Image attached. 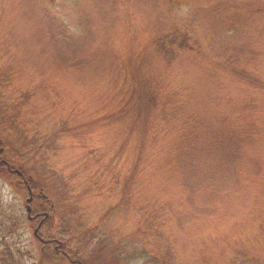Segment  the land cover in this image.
Returning <instances> with one entry per match:
<instances>
[{
    "label": "trees",
    "instance_id": "1",
    "mask_svg": "<svg viewBox=\"0 0 264 264\" xmlns=\"http://www.w3.org/2000/svg\"><path fill=\"white\" fill-rule=\"evenodd\" d=\"M34 1L39 2L41 18L36 27L33 19L28 24L37 29L34 37L38 29L43 31L47 48L46 70L41 76L49 79L53 73L46 72L54 70L73 73L81 88L91 90L95 123L106 128L105 132L110 130L104 147L117 149V165L121 172L125 170L124 175L110 176L105 192V184L99 186L95 179L87 193L103 201L105 193L107 204L114 205L107 210L112 213L114 209L125 212L128 204H159L163 210L159 230L143 224L141 236H132L140 242L139 248L129 246L118 264H162L163 255H156L162 250L156 236L164 234L165 240L166 233L172 238L166 244L169 249L188 255L186 238L205 230L203 224L211 220L208 217L216 216V204L231 202L247 152L262 151L254 112L264 98V27L259 26L264 22V0ZM66 5L73 9L74 17L65 20L56 10ZM26 11L20 16L26 18ZM131 22L139 23L135 29L143 45L112 48L117 45L115 33L121 38L131 31L126 30ZM258 33L263 41L261 47L254 48ZM134 43L138 45L137 35ZM87 75L91 76L89 83L82 84ZM38 87L29 89L28 96ZM83 121L65 125L81 127ZM86 127L74 133L88 134L96 129L95 124ZM60 130L62 135L73 131L65 126ZM37 141L29 153L35 155L46 146ZM7 163L10 169L15 168L12 162ZM0 173L3 176L6 171ZM22 176L25 190L30 188L35 200L34 191L43 186ZM63 178L61 183L77 204L75 184H70L69 176ZM173 187H177L174 192ZM44 196L45 200H32V213H52L46 209L48 195ZM73 204L68 211L75 210ZM1 207L0 264H43L48 258L45 250L36 260L30 257L25 262V252L20 251L25 250L21 219L13 208L5 213ZM85 221L89 222L83 216L74 221V234L82 236L97 227ZM146 235L155 239L154 245L146 242ZM49 240L44 241L48 244ZM43 247L51 250L48 245ZM245 255L264 264V255ZM216 261L220 263L213 264H231L226 257ZM171 262L177 264L172 258Z\"/></svg>",
    "mask_w": 264,
    "mask_h": 264
},
{
    "label": "rangeland",
    "instance_id": "2",
    "mask_svg": "<svg viewBox=\"0 0 264 264\" xmlns=\"http://www.w3.org/2000/svg\"><path fill=\"white\" fill-rule=\"evenodd\" d=\"M24 9L28 14L26 18L20 16ZM40 9L39 2L34 0H0V171H6V174L0 175V206L5 213L13 208L15 216L21 219V244L25 250L20 251L25 252V262L30 257L36 260L39 252L45 250L48 258L43 264H110L111 261L118 264L120 255L129 246L139 248L137 238L141 236L139 230L143 224L148 229L159 230L163 219H159V215L163 210L159 204H128L125 212L114 209L112 213L107 210L114 205L107 204L105 193L104 201L87 193V187L95 179L99 186L105 184V192L110 176L124 175L125 170L123 168L121 172V167L117 165V149L113 151L112 146L104 147L107 146L110 130L105 132L106 128L95 123L96 116L92 114L96 108L89 98L91 90L81 88L75 82L73 73L67 75L65 71L54 70L46 72L53 73L49 79L41 76L47 65L44 33L38 29L34 37L37 29L31 22L28 24V20L33 19L36 27L41 18ZM56 12L65 20L74 17L73 9L68 5L59 10L57 8ZM138 25V22L129 23L126 30L129 28L131 31L123 33L121 38L116 32L117 45L112 48H140L143 42L135 29ZM259 26L262 29L264 22ZM136 35L138 45L134 43ZM259 37V33L254 37V48L261 47L264 39L259 40ZM99 40L98 37L96 41ZM91 44L94 45V42ZM90 79V75L82 77L81 83L87 85ZM35 86H39L38 89L28 96L29 89ZM70 120L75 123L85 121L80 124L81 127L65 125L66 122L71 124ZM254 120L259 124L257 140H260L258 147L262 151L247 152L243 160L246 162L236 176L238 187L231 202L216 204V216L208 217L211 220L203 224L205 230L196 232L193 238H186L188 255L175 251L174 247L169 249L166 244L172 238L167 233L165 240L164 234L156 236L157 247L161 241L162 249L156 255H163L162 264H172L171 258L177 264H213L221 257H226L231 264H260L258 259L245 254L264 255V98L256 106ZM94 124L95 130L88 134L86 131L79 133ZM61 126L73 131L62 135ZM38 138L41 140L37 141ZM36 141L44 142L43 146H46L34 155L29 153V149ZM7 162H12L15 168L10 169ZM23 174L43 186L41 191H34L35 200L30 188L25 190ZM64 176H69L70 184L76 186L77 204H73L67 188L61 183ZM171 190L174 192L177 187ZM42 191L48 195L52 205L46 203V209L52 213L41 212L39 216L31 212L34 207L32 200H45ZM71 204L76 208L70 212L68 206ZM75 216H83L89 221L85 224L97 227L89 228L88 233L82 236L76 235L74 221L79 218L74 220ZM43 220L50 221L43 223ZM78 222L84 225L83 221ZM50 238L47 244L44 240ZM145 240L152 245L156 242L150 235H146ZM59 243L65 244L63 248ZM46 245L51 250L43 247Z\"/></svg>",
    "mask_w": 264,
    "mask_h": 264
},
{
    "label": "water",
    "instance_id": "3",
    "mask_svg": "<svg viewBox=\"0 0 264 264\" xmlns=\"http://www.w3.org/2000/svg\"><path fill=\"white\" fill-rule=\"evenodd\" d=\"M27 212H29V208L27 209Z\"/></svg>",
    "mask_w": 264,
    "mask_h": 264
}]
</instances>
